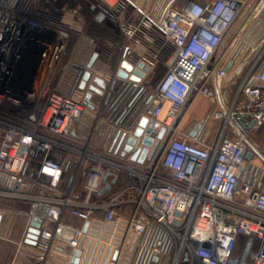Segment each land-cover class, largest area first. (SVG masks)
<instances>
[{
  "label": "built area",
  "instance_id": "2783aa9c",
  "mask_svg": "<svg viewBox=\"0 0 264 264\" xmlns=\"http://www.w3.org/2000/svg\"><path fill=\"white\" fill-rule=\"evenodd\" d=\"M19 1L0 0V201L28 206L23 241L34 263L47 264L54 249L72 262L88 242V250H107V262L117 250L141 247L148 264H264V192L250 183L239 188L251 150L243 118L257 124L264 117V0H188L170 7L158 28L164 46H172L171 60L132 127L115 122L117 112L130 114L132 107L83 103L88 64L80 67L71 50L65 57L70 37L80 32L78 11L65 8L59 19L42 20L25 14ZM97 1L116 17L123 3ZM235 27L229 47L248 68L234 100L212 113L222 124L209 142L199 129L190 134L196 127L184 130L183 118L192 97L216 98L228 73L217 55ZM120 28L111 83L122 61L134 60L129 29L121 22ZM90 70L87 87L97 76L95 63ZM143 116L144 132L125 152ZM145 137L154 140L140 162ZM36 218L41 226L33 245L27 240Z\"/></svg>",
  "mask_w": 264,
  "mask_h": 264
},
{
  "label": "crops",
  "instance_id": "0c3cea01",
  "mask_svg": "<svg viewBox=\"0 0 264 264\" xmlns=\"http://www.w3.org/2000/svg\"><path fill=\"white\" fill-rule=\"evenodd\" d=\"M187 1L188 0H123L121 11L118 13L117 17L107 12L116 23V33L118 34L117 45L113 42V38L109 34L100 35V37L94 41L88 33L85 17L81 16L78 26L80 32L70 37L69 49L75 61H79L78 65L80 67L88 64L93 54L98 53V57L95 61V71L97 72V76L103 78L107 82V89L111 84L112 76L115 73L121 53L120 22L126 23L129 29V42L134 50V54L130 56L131 59H134L137 63L145 61L146 64L152 66L151 71L146 74L138 87H135V85L127 79L117 78L115 89L108 90L110 94L108 102H105V96L100 97L98 95H93L92 102L95 104V107H132V111L136 109L139 110L140 107H148L146 101L149 97L154 96L156 91L150 90L149 80L157 74L159 64H165L168 68L172 52V46H169V53L167 52L166 57L163 56L164 49L162 50V48L164 47V42L157 47V50H152L149 45L154 42L155 36L151 33L159 29L158 24L170 7L182 5ZM129 4L132 6L130 11L128 10ZM101 11L106 10L103 8ZM95 18L102 26L98 30L103 28L104 30L102 33L110 31V29H106L107 22L103 12L97 14ZM149 24L152 26L147 27ZM104 36L106 37L104 38ZM225 43L226 40L220 47L217 59L222 57L221 60L222 63L226 64V69L229 65L230 66L227 77L217 89L216 98L212 100L205 95L192 97L187 105L188 109L183 118L184 121L192 107H210V110L200 117L202 118L201 120L195 117L194 123L190 125V127L194 128L200 124L199 133H201L203 140L209 142L216 139L219 133L218 130L216 134L211 136L208 128L204 130V128L207 127L208 121L212 119V113L228 106L234 100L236 92L244 77V74L243 76L242 74L239 75V58L234 53L233 49L229 47V42L227 41V43ZM103 46L117 50L116 57L113 58L112 56L107 57L106 55H102L101 48ZM159 58L163 61L159 62ZM212 86L214 87L215 84H211V87ZM108 91L106 90V93ZM106 113L104 115H106ZM105 118L107 117L105 116ZM215 121L219 124L220 129L222 124L221 121ZM246 130L249 140L264 157V118L261 123L258 122L253 128H248ZM263 157L259 153H254L252 160L246 159L240 172L239 188L242 187L244 183H250L255 189L264 192ZM25 208L28 209V206L25 204L0 201V264H35L33 250L27 247L23 241L24 231L28 221ZM243 241H245V237L242 236L239 239L240 246ZM87 244L88 242L85 243L81 259H79L78 262L75 260L71 262L68 253L54 249L50 254L47 264H112L113 260L107 262L106 249L102 253L100 250L93 252L91 248L88 250ZM132 244L133 241H130L129 245ZM133 252L134 253H131L130 250L123 251L119 255L116 264H148L146 257L142 255L141 247L136 248ZM112 256L113 253H111V257Z\"/></svg>",
  "mask_w": 264,
  "mask_h": 264
},
{
  "label": "trees",
  "instance_id": "16d2710c",
  "mask_svg": "<svg viewBox=\"0 0 264 264\" xmlns=\"http://www.w3.org/2000/svg\"><path fill=\"white\" fill-rule=\"evenodd\" d=\"M123 5V4H122ZM121 5V6H122ZM18 7L25 13L30 16L42 19V20H57L62 15V12L65 8H69L72 11L77 10L78 13L76 14V19L79 20L82 17H85L87 21L88 26V33L90 34V37L94 39H97L98 37L103 35H110L113 38V42L118 43V34L116 33V23L113 20L112 16L107 14V11H101L103 10V6L97 1V0H20L18 2ZM43 7L50 8V11H44ZM132 9V6L128 5V10L130 11ZM103 12L105 14V20L107 22L106 29H110L109 32H104L103 28L100 29L101 24L98 23L95 16L99 13ZM103 25V24H102ZM105 28V27H104ZM154 35V42L150 44V48L152 50H157V47L160 44H163L164 42V36L160 32L159 29H156V31L151 33ZM106 36H104L105 38ZM171 51V50H170ZM164 52V51H163ZM169 53V51H167ZM102 55H106L107 57L112 56L113 58L117 55V50L114 48H101ZM70 54V49L66 53L65 57L67 58ZM115 60V59H113ZM248 68L247 63H239V75L246 72ZM147 102V101H146ZM148 106V105H147ZM147 107H140V109H136L135 111L130 112V114H124L122 112H117V116L115 118V122L119 125H123L125 127H132L137 121H139L142 112ZM118 110V109H117ZM116 110V111H117Z\"/></svg>",
  "mask_w": 264,
  "mask_h": 264
},
{
  "label": "water",
  "instance_id": "95a60500",
  "mask_svg": "<svg viewBox=\"0 0 264 264\" xmlns=\"http://www.w3.org/2000/svg\"><path fill=\"white\" fill-rule=\"evenodd\" d=\"M97 57H98V53H94L92 58H91V60L88 63L89 70L84 72L83 79H82L81 84H80V88L81 89H86L87 88V92H86V95H85L83 103L88 108H91V109H93L95 107V104L92 102V98H93L94 94H96V95H98L100 97H104L105 96L106 97L105 102H108L109 98H110V94L106 93L108 84L103 78H101L99 76L94 77L92 79V83L89 84L88 87H87L88 81L90 80V78L92 76V72H91L90 69L93 68ZM229 66L226 69L227 71L229 70ZM151 69H152V66L146 64L145 61H141V62L137 63L135 60H123L121 65H120L119 70L117 71L116 76L118 78H121V79H127V80H129L131 82L141 83L143 78L146 76L147 73H149L151 71ZM115 85H116V80H113V82L110 85V89L113 90L115 88ZM150 103H151V99H149L146 102V104L148 106L150 105ZM243 119L245 121V123H244L245 126L248 127V128H253L255 126L256 122H257V119L252 120L250 123H249V121L247 119H245V118H243ZM147 122H148V118L146 116H143L141 118L140 122H139V126L137 127V129L135 131V137H131L129 139L128 144L125 147V152H128V151L132 150L133 145H135L136 142H137L136 138L142 136V134L144 132V128L147 125ZM247 123H248V125H247ZM200 126L201 125L199 124L196 127V129L191 131L190 134L191 135H195L197 129H199ZM164 132H165V130L162 129L158 133V136L162 137ZM153 140L154 139L152 137H145L143 139V144L145 145V148L141 152V155H140V158H139L140 162H143L144 159L146 158V156H147V154L149 152V147L152 145ZM247 142H248L249 146L251 147V150H249L247 152V154H246V159L247 160H252L253 156H254V153H259L263 157V155L258 151L256 146L249 139L247 140ZM137 156H138V152H136L133 155V160H136ZM108 175H109V173L106 174V176H105L106 179H107ZM109 188H110V185L108 184L105 189H109ZM105 189H103L101 191V193H103L105 191ZM0 219H1V215H0ZM40 223H41V218H36V220L34 222H32L31 227L29 228V234H28V240H27L28 243L33 244V245L36 244V240H37L38 234H39V228L41 226ZM88 225H89V223L85 224V228H84L85 232L87 231ZM119 252H120L119 250L115 251V253L113 255L112 264H116V261H117L118 256H119ZM81 254H82V250L81 249L76 251V253H75V256H76L75 261L76 262H78L79 258L81 257ZM246 254H247V252L245 253V256H246Z\"/></svg>",
  "mask_w": 264,
  "mask_h": 264
},
{
  "label": "rangeland",
  "instance_id": "374dc122",
  "mask_svg": "<svg viewBox=\"0 0 264 264\" xmlns=\"http://www.w3.org/2000/svg\"><path fill=\"white\" fill-rule=\"evenodd\" d=\"M235 31H236V27L231 30L230 35L226 39V43H227V41H229L230 37L234 35ZM169 49H170V47L168 45L164 46V50H163L164 51L163 52L164 57H166L167 51ZM157 70H158L157 74L149 80V88L152 91L156 90V88L158 86V82L160 81L162 76L167 71V66L165 64H159ZM209 110H210V107H192L191 111L188 113V115L185 117V119L183 121L182 128L183 129L185 128L184 130H190V128H192V127H190V125L192 123H194V120H195L194 118L195 117L200 118L204 113H207ZM201 119L202 118H200L199 120H201ZM88 124H90V120L85 119L84 122L82 123V129L86 131ZM207 128H208L209 134L212 136V135L216 134L217 131L219 130V124L215 120L210 119L208 121L207 127L204 128V130H207ZM102 133H103V128L101 127L99 129V131L96 132V134H95L94 145L95 144L97 145V143L100 142L101 137H102ZM25 210H27V208H25ZM239 246L240 245H238L237 250L241 249V246H240V249H239ZM159 264H164V263H159Z\"/></svg>",
  "mask_w": 264,
  "mask_h": 264
}]
</instances>
